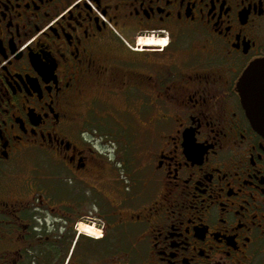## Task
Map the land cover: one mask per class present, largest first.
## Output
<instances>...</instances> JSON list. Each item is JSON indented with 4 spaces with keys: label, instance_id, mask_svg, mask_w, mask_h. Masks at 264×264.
<instances>
[{
    "label": "flooded vegetation",
    "instance_id": "obj_1",
    "mask_svg": "<svg viewBox=\"0 0 264 264\" xmlns=\"http://www.w3.org/2000/svg\"><path fill=\"white\" fill-rule=\"evenodd\" d=\"M258 63L264 0H0V264H264Z\"/></svg>",
    "mask_w": 264,
    "mask_h": 264
},
{
    "label": "water",
    "instance_id": "obj_2",
    "mask_svg": "<svg viewBox=\"0 0 264 264\" xmlns=\"http://www.w3.org/2000/svg\"><path fill=\"white\" fill-rule=\"evenodd\" d=\"M260 67H264V63H258V64L253 65V67H251L246 72V75L242 79L241 84H240L242 101L244 100L243 91H244V86L246 83L247 76L250 74L258 75L259 73H261L262 71H261V69H259ZM252 123H253L254 127L257 129V131L262 133V135L264 136V121L263 120H253Z\"/></svg>",
    "mask_w": 264,
    "mask_h": 264
},
{
    "label": "rangeland",
    "instance_id": "obj_3",
    "mask_svg": "<svg viewBox=\"0 0 264 264\" xmlns=\"http://www.w3.org/2000/svg\"><path fill=\"white\" fill-rule=\"evenodd\" d=\"M39 162H42L40 160H37L36 158H32V157H25L24 159H22L21 161V166L19 170H16L15 173V177H17L18 175H29L31 173V170L33 169V165L37 164ZM124 255V252H123Z\"/></svg>",
    "mask_w": 264,
    "mask_h": 264
},
{
    "label": "bare ground",
    "instance_id": "obj_4",
    "mask_svg": "<svg viewBox=\"0 0 264 264\" xmlns=\"http://www.w3.org/2000/svg\"><path fill=\"white\" fill-rule=\"evenodd\" d=\"M145 43H147V42H145ZM148 44V43H147Z\"/></svg>",
    "mask_w": 264,
    "mask_h": 264
}]
</instances>
